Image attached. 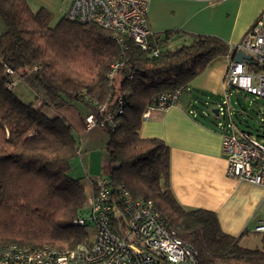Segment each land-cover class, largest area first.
<instances>
[{"label": "trees", "instance_id": "16d2710c", "mask_svg": "<svg viewBox=\"0 0 264 264\" xmlns=\"http://www.w3.org/2000/svg\"><path fill=\"white\" fill-rule=\"evenodd\" d=\"M0 18L6 27L0 36V248L64 250L87 243L86 230L74 225L85 210L86 190L70 176L80 145L69 122L48 112L79 102L91 104L92 114L105 107L98 123L121 111L116 129L103 130L111 184L135 199L152 200L169 229L197 251L199 264H264L263 246L243 247L222 230L214 212L178 203L170 186L169 147L139 134L156 98L186 92L228 56L225 41L169 30L154 35V56L129 39L120 44L93 24L64 17L54 23L51 11H34L29 0H0ZM185 39L190 42L172 47ZM14 77L43 91L39 105L14 94Z\"/></svg>", "mask_w": 264, "mask_h": 264}, {"label": "built area", "instance_id": "2783aa9c", "mask_svg": "<svg viewBox=\"0 0 264 264\" xmlns=\"http://www.w3.org/2000/svg\"><path fill=\"white\" fill-rule=\"evenodd\" d=\"M149 8L150 0H74L64 18L96 25L110 31L120 44L129 39L156 56L158 51L151 46L155 34L148 26ZM237 52L251 56L253 63L229 60L226 101L215 114L216 128L221 131L227 176L264 187V114H261V135H255L237 128L228 102L232 90L264 100V10L241 41L231 47L227 57L230 59ZM19 80L14 77L9 88H15ZM181 94L180 90L161 94L144 112L143 120L153 110L175 105ZM96 108V113L85 118L83 133L94 128L115 130V116L121 111L98 123V114L105 107ZM103 173L91 183L89 210L74 221L79 228H93L92 234L86 230L87 243L64 250L8 245L0 248V264H199L197 251L169 229L152 200L135 199L123 186L112 185L109 167ZM250 233L261 236L264 247V220L258 221Z\"/></svg>", "mask_w": 264, "mask_h": 264}, {"label": "crops", "instance_id": "0c3cea01", "mask_svg": "<svg viewBox=\"0 0 264 264\" xmlns=\"http://www.w3.org/2000/svg\"><path fill=\"white\" fill-rule=\"evenodd\" d=\"M73 1L29 0V3L34 11L46 8L55 19H61ZM263 10L264 0H150L148 26L155 35L180 30L220 38L233 48ZM189 42L190 39H185L173 46ZM235 57L236 54L230 59L216 60L190 84L186 92H182L175 105L151 111L139 134L144 139H161L169 147L170 186L183 208L214 212L226 234L239 238L243 247L254 248L250 247L252 241L247 236L255 235L250 230L258 221L264 220V187L227 176L221 131L215 127L206 110L211 100L225 97V76L229 60H235ZM94 111L95 108L88 109V112L79 110L75 116L72 107H64L48 112L69 122L81 146L89 142L87 136L96 129L83 133L84 120ZM92 182L94 180L89 181L90 191ZM259 237L258 241H253L260 245L255 248L263 246L262 237Z\"/></svg>", "mask_w": 264, "mask_h": 264}, {"label": "rangeland", "instance_id": "374dc122", "mask_svg": "<svg viewBox=\"0 0 264 264\" xmlns=\"http://www.w3.org/2000/svg\"><path fill=\"white\" fill-rule=\"evenodd\" d=\"M57 20L58 19H55L54 23L57 22ZM5 30L6 27L0 18V36L5 32ZM14 94L20 97L21 100L26 104L36 105L37 103H41V98H45V95L41 89H38V93H36L34 88L23 80L19 81L17 86L14 88ZM211 101L212 102L207 106L206 110L216 127L217 120H215L214 111L219 109L220 107H223L226 98L222 97L221 99L217 98V100L213 99ZM228 102L231 107L232 120L237 128L246 132H251L255 135H261L260 123L261 114H264V100L256 99L251 95H245L242 92L232 90V95L229 98ZM66 107L67 109L72 107V111L75 116L77 115V111L79 110L88 112V109L90 111L94 109L91 104L79 102L73 103ZM226 120L228 122L229 118H227ZM87 139L89 140V142L86 141L80 146L82 158L81 156H78V158L72 163L70 174L77 179H81V181L86 186L88 197V195L90 194L89 181H96L104 174L103 172L109 167V157L105 150V145L108 141V134L105 131L100 128H96L93 130L92 135L87 136ZM84 171L88 174V177L86 176ZM82 177H84V179ZM89 207L90 206L86 204L85 212L89 210ZM86 230L91 234L94 231L92 227H88ZM247 237L252 241L250 247L255 248L256 245H258V242L253 241H258L260 238L259 235H249Z\"/></svg>", "mask_w": 264, "mask_h": 264}, {"label": "water", "instance_id": "95a60500", "mask_svg": "<svg viewBox=\"0 0 264 264\" xmlns=\"http://www.w3.org/2000/svg\"><path fill=\"white\" fill-rule=\"evenodd\" d=\"M235 61L236 62H246L248 65L253 63L251 56L246 55L243 52L236 53ZM214 113L217 114L218 110H215Z\"/></svg>", "mask_w": 264, "mask_h": 264}]
</instances>
